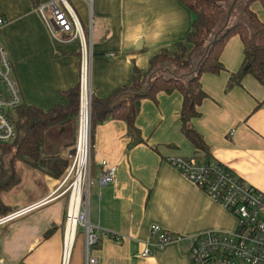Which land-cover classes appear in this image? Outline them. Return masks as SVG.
<instances>
[{
	"label": "crops",
	"instance_id": "1",
	"mask_svg": "<svg viewBox=\"0 0 264 264\" xmlns=\"http://www.w3.org/2000/svg\"><path fill=\"white\" fill-rule=\"evenodd\" d=\"M74 2L88 33V5L84 0ZM241 2L233 9L228 25L244 18ZM251 8L264 21L262 4L255 1ZM0 17L6 20L0 28V44L13 64L24 103L44 110L63 103L60 92L79 82V42L53 40L31 0H0ZM93 18L90 87L92 94L107 97L130 85L135 73L145 74L151 57L162 48L172 53L175 43L190 31L193 14L180 0H94ZM242 59L241 39L233 36L221 53L225 69L201 77L207 97L193 124L209 145L208 157L180 131L182 98L178 92L160 93L156 100L142 99L136 125L144 142L131 145L122 120L111 118L97 126L93 176L98 178L100 163L106 160L117 167V177L107 185L95 182L90 189L89 222L101 229L98 243L91 248L97 260L94 264H193L188 240L152 246L151 255H141L145 245L157 238L152 233L154 224L185 237L236 230V217L168 158H210L264 190V84L246 75L241 85H227ZM49 136L51 147L69 157L74 145L64 146L72 140V128L66 123L49 130L50 145ZM29 175L33 182L43 179L44 190L34 191L30 198L3 202L14 210L45 199L47 203L0 227V257L6 264H62L68 195H60L63 188L56 191L61 179ZM53 226L52 233L45 236ZM69 264H85L83 234L75 240Z\"/></svg>",
	"mask_w": 264,
	"mask_h": 264
},
{
	"label": "trees",
	"instance_id": "2",
	"mask_svg": "<svg viewBox=\"0 0 264 264\" xmlns=\"http://www.w3.org/2000/svg\"><path fill=\"white\" fill-rule=\"evenodd\" d=\"M193 14L192 26L184 40L175 43L171 53L168 48L151 57L148 71L135 73L130 85L119 87L107 97L92 94L91 99V142L93 145L98 125L113 118L126 122L131 145L144 142L136 119L140 113L142 99L156 100L160 93L178 92L182 102L179 112L180 131L198 152L209 156V145L203 134L194 126L193 121L201 115L199 107L207 97L201 77L205 73L219 74L225 67L221 62V53L226 42L233 36H239L243 46V59L237 71L228 79V88L241 85L246 75H252L264 84V21L253 11L251 5L264 0H242L243 19L232 22L211 45L196 72L197 61L204 54L206 46L223 26L228 8L233 0H180ZM241 1V0H240ZM37 7L42 0H31ZM170 67V70L166 69ZM151 76L150 86L145 94L142 91ZM63 103L44 110L23 103L10 113L17 135L11 143L1 145L2 153H11L5 166L0 163V214L14 209L5 205L3 194L20 183L16 165H25L55 179H60L70 166V158L62 156V151L53 149L47 142L49 130L67 123L72 128V140L64 147L76 145L79 110L80 83L60 92ZM210 159V158H209ZM96 166L92 163V173ZM51 227L45 234L49 236Z\"/></svg>",
	"mask_w": 264,
	"mask_h": 264
},
{
	"label": "built area",
	"instance_id": "3",
	"mask_svg": "<svg viewBox=\"0 0 264 264\" xmlns=\"http://www.w3.org/2000/svg\"><path fill=\"white\" fill-rule=\"evenodd\" d=\"M89 10V31L85 32L80 17L69 0H47L41 2L36 11L47 27L53 40L60 43L78 41L80 45V110L76 153L70 156L71 163L57 190L60 195H68L66 215L64 254L62 264H69L71 251L79 234L85 238V264H94L96 258L91 255L92 246L100 238L101 229L89 222V196L92 184L91 142V99L90 87L92 67L93 3L84 0ZM6 20L0 17V28ZM88 34L90 40H88ZM114 55V53H110ZM85 96V97H84ZM86 99L84 104L83 100ZM24 103L21 89L14 76V67L8 53L0 44V148L14 141L17 131L10 113ZM85 109L86 127L84 135V163L80 167L79 155ZM232 134V133H231ZM168 161L178 168L191 182L203 188L212 199L233 214L237 219V228L233 232L207 231L192 237L163 231L160 225H152V233L157 236L144 247L141 255H151L152 246L164 247L170 242L189 241L188 254L193 264H264V190L247 183L223 164L213 159L200 157H169ZM99 185L115 181L117 167L106 160L101 161ZM80 178L77 196L74 198L75 181ZM47 203L43 200L27 207L17 208L0 215V227L21 217L29 211ZM71 226V228H70ZM0 264H6L0 257ZM22 264V263H21Z\"/></svg>",
	"mask_w": 264,
	"mask_h": 264
},
{
	"label": "rangeland",
	"instance_id": "4",
	"mask_svg": "<svg viewBox=\"0 0 264 264\" xmlns=\"http://www.w3.org/2000/svg\"><path fill=\"white\" fill-rule=\"evenodd\" d=\"M69 2L74 7L77 6L74 0H69ZM78 129H79V122H78ZM77 136H78V131H77ZM51 142H52V139H51V136H49L50 145H51ZM76 143H77V139H76ZM64 154L65 156H68V151H65ZM10 156H11V153H2V149L0 148V163L3 162L4 165L6 166L7 163L9 162ZM16 173L20 176V178H22V182L21 184L14 186L9 191L3 194L2 198L5 203L8 204L9 202H11V200L30 198L34 194V191L40 192L41 190H44V180L43 179H39L38 181H34V182L29 179V176H30L29 173H40L41 175H44L40 171L35 170L25 165L22 162H18L16 165ZM63 177L64 176H62V178ZM96 178H97L96 176L92 177L91 187L93 186L95 182H98V178L97 179Z\"/></svg>",
	"mask_w": 264,
	"mask_h": 264
},
{
	"label": "water",
	"instance_id": "5",
	"mask_svg": "<svg viewBox=\"0 0 264 264\" xmlns=\"http://www.w3.org/2000/svg\"><path fill=\"white\" fill-rule=\"evenodd\" d=\"M239 0H233L228 8V12L226 15V20L223 24V26L220 28L219 31H217V33L214 35L213 40L206 46L205 50H204V54L200 57V59L197 61L194 70H192L191 72L187 73V75H190L194 72H196L199 68V65L201 64L203 58L205 57V55L208 53L209 48L211 47V45L217 40V38L219 37L220 34H222V32L228 27V23H229V19L231 17V13L233 11V9L235 8L236 4L238 3ZM151 83V76L148 77L147 79V84L145 85L144 89L136 94H145L150 86ZM76 153V148H72L70 151V156L75 155Z\"/></svg>",
	"mask_w": 264,
	"mask_h": 264
},
{
	"label": "bare ground",
	"instance_id": "6",
	"mask_svg": "<svg viewBox=\"0 0 264 264\" xmlns=\"http://www.w3.org/2000/svg\"><path fill=\"white\" fill-rule=\"evenodd\" d=\"M85 97V96H84ZM84 104L86 102V99L83 100ZM83 128H82V138H81V146H80V155H79V165L80 167L82 166V164L84 163V159H85V153H84V135H85V127H86V115H85V109L83 111ZM79 183H80V178H77V180L75 181V185H76V188H75V191H74V198L73 200L76 198L77 196V191H78V186H79ZM71 228V226H70Z\"/></svg>",
	"mask_w": 264,
	"mask_h": 264
}]
</instances>
